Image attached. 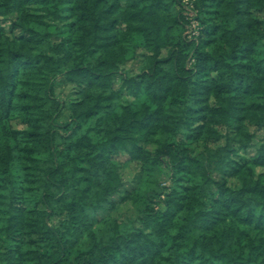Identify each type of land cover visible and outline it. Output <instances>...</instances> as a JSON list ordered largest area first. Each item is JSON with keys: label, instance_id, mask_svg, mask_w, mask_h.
Wrapping results in <instances>:
<instances>
[{"label": "trees", "instance_id": "obj_1", "mask_svg": "<svg viewBox=\"0 0 264 264\" xmlns=\"http://www.w3.org/2000/svg\"><path fill=\"white\" fill-rule=\"evenodd\" d=\"M191 4L0 0V264H264V0Z\"/></svg>", "mask_w": 264, "mask_h": 264}, {"label": "rangeland", "instance_id": "obj_2", "mask_svg": "<svg viewBox=\"0 0 264 264\" xmlns=\"http://www.w3.org/2000/svg\"><path fill=\"white\" fill-rule=\"evenodd\" d=\"M254 14L260 18L264 17V11H255ZM4 27L8 29L11 17L8 16L4 18ZM143 51L138 50L136 57L127 61V63L124 65V69L127 70L128 73H136L139 69L140 61H141V53ZM119 80L115 79V86H118ZM56 91L58 95L67 103L72 99V86L68 83L61 82L57 85ZM123 100H128L127 98H124ZM13 124L15 127L22 128L24 124L17 120H13ZM251 131L253 132V139L251 141V145L246 148V150H242L238 148L236 151L237 155H243L248 156L255 152V148L259 145V143L264 138V128H259L256 126L250 127ZM221 136L216 141V143H220L224 141V135L227 133L226 129L221 127ZM207 143V142H206ZM209 146L213 145V142L207 143ZM205 145V142H195L192 143L193 151H198L203 149ZM111 160L113 162L120 163V171H121V178H122V186L119 188L118 192L114 193L112 195V199L115 201H118L120 199V196L126 191V190H133L138 183L141 180L142 177V167L139 162L135 160H129L128 157L125 154H114L110 156ZM167 176V170H163V173L159 176L160 180L165 179ZM219 175L215 174V177H218ZM228 183L232 186H235L237 184V181L235 178L228 179ZM107 214L106 211H98L97 216L103 217ZM113 216L117 217L121 221H134L137 217V210L132 205L131 201H124L120 202L118 208L112 213ZM50 221L56 225L59 221V217L56 215H52L50 218Z\"/></svg>", "mask_w": 264, "mask_h": 264}, {"label": "built area", "instance_id": "obj_3", "mask_svg": "<svg viewBox=\"0 0 264 264\" xmlns=\"http://www.w3.org/2000/svg\"><path fill=\"white\" fill-rule=\"evenodd\" d=\"M185 3H188V9L190 10V12H191V16H193V12H192V10H191V8H192V0H183ZM191 24H192V26L193 27H195V25H196V22H195V20L194 19H192L191 20ZM195 33V32H194Z\"/></svg>", "mask_w": 264, "mask_h": 264}]
</instances>
